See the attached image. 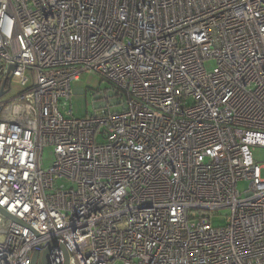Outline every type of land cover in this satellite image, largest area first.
<instances>
[{
  "label": "built area",
  "instance_id": "1",
  "mask_svg": "<svg viewBox=\"0 0 264 264\" xmlns=\"http://www.w3.org/2000/svg\"><path fill=\"white\" fill-rule=\"evenodd\" d=\"M259 148L264 0H0V264H264Z\"/></svg>",
  "mask_w": 264,
  "mask_h": 264
},
{
  "label": "rangeland",
  "instance_id": "2",
  "mask_svg": "<svg viewBox=\"0 0 264 264\" xmlns=\"http://www.w3.org/2000/svg\"><path fill=\"white\" fill-rule=\"evenodd\" d=\"M206 67L212 68L215 66V61L210 60L206 63ZM12 91L10 92L9 96H12L18 92V87L15 85L12 87ZM111 85L109 82L99 75H89L84 74L78 81H74L72 84V89L74 91L73 96L69 100L68 105L65 109H62L64 112L66 110H71L74 116L82 117L86 115H91L94 113V107L100 106L104 99L102 98V93L105 90L110 91ZM82 90H85L83 92ZM96 96L95 103L94 97ZM95 104V105H94ZM101 140H99L100 142ZM256 151V158L259 161L258 163L264 164V148H259ZM41 160H43V168H48L52 162L54 161V150L53 147L46 146L44 148ZM58 185L64 184L65 186H69V183L64 180H60L57 182ZM249 182L246 180H242L238 183V187L240 191H244L246 187H248ZM223 211L218 212V214L214 215L212 218V226H222L225 224L223 220Z\"/></svg>",
  "mask_w": 264,
  "mask_h": 264
},
{
  "label": "water",
  "instance_id": "3",
  "mask_svg": "<svg viewBox=\"0 0 264 264\" xmlns=\"http://www.w3.org/2000/svg\"><path fill=\"white\" fill-rule=\"evenodd\" d=\"M1 211L6 215V216H8V217H11L13 220H15V221H18V219L17 218H15L14 216H12V215H10L9 213H7L6 211H4L3 209H1ZM48 254H49V249H48V251L45 253V261H44V263L45 264H47V261H48ZM36 256H37V254H35V256L33 257L34 258V260H33V263L32 264H35L36 263Z\"/></svg>",
  "mask_w": 264,
  "mask_h": 264
}]
</instances>
